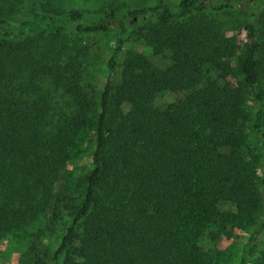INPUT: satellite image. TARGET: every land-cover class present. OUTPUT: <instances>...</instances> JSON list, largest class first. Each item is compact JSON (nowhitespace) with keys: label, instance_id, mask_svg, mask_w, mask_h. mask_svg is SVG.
<instances>
[{"label":"trees","instance_id":"1","mask_svg":"<svg viewBox=\"0 0 264 264\" xmlns=\"http://www.w3.org/2000/svg\"><path fill=\"white\" fill-rule=\"evenodd\" d=\"M263 3L156 0L119 14L0 0V233L66 216L56 264H212L210 226L264 213ZM229 26L246 30L242 44ZM109 31L94 86L77 35ZM166 93L179 98L156 104ZM92 118V167L74 195L63 173Z\"/></svg>","mask_w":264,"mask_h":264},{"label":"rangeland","instance_id":"2","mask_svg":"<svg viewBox=\"0 0 264 264\" xmlns=\"http://www.w3.org/2000/svg\"><path fill=\"white\" fill-rule=\"evenodd\" d=\"M62 7L82 8L92 12L108 11L114 5L119 14L128 9L154 4L156 0H58ZM176 4L179 0H167ZM264 7V3L260 6ZM22 18H25L22 17ZM228 30L239 44L246 39L244 28ZM76 36V35H75ZM85 39L84 43L91 44V55H88V82L94 86H102L106 78L105 62L111 54L115 31L97 32L90 35H77ZM137 43L133 37L125 43L123 55L127 51L136 49ZM139 50L149 56L155 64L166 67L169 56H156L148 45H140ZM123 55L122 59L123 60ZM120 73V64L114 78ZM179 98L176 93H166L156 100V104L164 105ZM258 138V137H257ZM95 123L92 118L89 127L78 135L74 145L69 149L71 161L66 167L62 185L66 191L74 195L82 193L84 177L92 167V153L94 150ZM263 192V191H262ZM264 199V196H263ZM264 208V207H263ZM262 208V210H263ZM66 217V216H65ZM52 224L47 218H40L38 223L14 233H0V264H32L47 252L49 257L44 259L46 264H56L52 259L53 251L58 247L63 230L67 225V218ZM41 225V227H40ZM40 230V231H39ZM227 230V232H226ZM220 231L218 227L210 226L206 230V237L202 240L204 249L213 256L212 264H264V213H260L257 222L239 225ZM213 234L216 236L213 237Z\"/></svg>","mask_w":264,"mask_h":264}]
</instances>
